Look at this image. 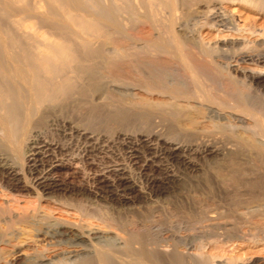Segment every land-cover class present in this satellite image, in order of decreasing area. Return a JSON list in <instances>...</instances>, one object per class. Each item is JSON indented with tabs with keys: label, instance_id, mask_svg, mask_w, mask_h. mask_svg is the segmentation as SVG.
<instances>
[{
	"label": "bare ground",
	"instance_id": "bare-ground-1",
	"mask_svg": "<svg viewBox=\"0 0 264 264\" xmlns=\"http://www.w3.org/2000/svg\"><path fill=\"white\" fill-rule=\"evenodd\" d=\"M220 1L224 0H42L44 11L35 0H0V196L17 199L34 193V201L22 207L15 200H5L8 208L0 207V264H113L112 250L101 243L110 225L86 224L64 197L85 195L117 206L159 197L178 182L172 169L161 168L162 162L196 169V158H216L223 149L228 157L227 174L222 173L235 188L226 190V205L215 209L233 206L237 219L260 215L264 220L262 177L240 158L250 151L261 160L264 111L219 64H248L262 71L264 52L244 48L245 40H254L248 36L255 33V24L241 28L221 10ZM236 1L264 16V0ZM30 17L36 22L25 23L24 18ZM204 29L225 30L229 37L211 44L200 35ZM252 82L264 91V80ZM103 87L130 106L104 104L94 96ZM78 110L86 111L85 121L71 115ZM138 118L148 121L137 123ZM101 119L118 127L97 129L94 124ZM143 123L154 127L142 130ZM162 123L164 131L155 128ZM215 134L232 142L224 146L225 139L219 146ZM115 146L144 175L146 191L126 175L123 163L113 158L101 163ZM72 163L96 171L77 185L55 178ZM243 187L250 189L252 195L246 191L255 202L243 201L246 191L239 192ZM9 207L21 211L4 215ZM215 209L208 211L211 222L227 216ZM54 212L77 219H57ZM259 220L254 222L260 225ZM255 223H247L246 232L256 233ZM227 233L225 241L232 240ZM203 241L189 247L193 263L185 257H177L176 263L223 264L205 254ZM132 243L139 244L133 252L138 258H154L146 250L143 234L130 236L125 249L131 252ZM89 247L94 249L93 258L75 260ZM32 248L35 252L24 256Z\"/></svg>",
	"mask_w": 264,
	"mask_h": 264
},
{
	"label": "rangeland",
	"instance_id": "rangeland-1",
	"mask_svg": "<svg viewBox=\"0 0 264 264\" xmlns=\"http://www.w3.org/2000/svg\"><path fill=\"white\" fill-rule=\"evenodd\" d=\"M35 1L36 2L38 1L37 3L39 6L40 4H42L43 7L42 6L40 7H42V9L45 8L44 11L46 10V5H43L42 0H35ZM218 6L225 13L233 16L235 19V23L238 24L240 27L242 26L241 28H243V26H245L246 23L249 24L250 22V24H252L253 22L256 26V31L254 34H252V36H248V37H251V40L253 39L254 40L249 43H246V40H245L244 45H247V47L245 46L244 48L247 51L252 50L253 52H256L257 50L258 52L259 51L264 52V16L262 18L260 16L258 17V14L255 12V10H253L251 6H249L248 4L244 2H240V1L238 2L236 0L235 1H227V0L220 1L218 3ZM30 19H32V17L28 19L24 18V20L26 21L25 23H28L30 21L31 23H35L37 20L35 17L32 20ZM187 23H188L187 24L188 29H191L190 20H187ZM227 34H229V32L225 30H223L222 32H217L215 30L209 31L207 29H204L202 30L200 35L204 38L205 42H209L213 44L217 42L219 43L220 41H225L227 37H229V35ZM231 38H234V36ZM238 42L242 43L241 41L237 40V43ZM239 45L240 46H237V47L242 48L244 46L243 44H239ZM219 64L223 69H227L228 71H230L233 77L237 80V82L241 86H244V88L247 89L245 90L248 92L249 100L254 102L256 106L258 105L259 107H261L262 112H263L264 111L263 109L264 91L261 87L256 86L255 83L252 82V80L253 79H256L259 81L264 80V70L259 71L257 70V68L255 69V67H251L250 65L248 66V64L237 65L235 63L230 62L228 65H226L223 61H220ZM111 71H114V72L116 71L115 73H113L115 75L116 74L118 75L119 73L117 72L118 70L116 69L115 70L111 69ZM103 88L100 91L101 93L97 92L96 93L97 95L94 94V96L99 97V99L102 100V102H105L104 104H107L109 102L108 104L110 106L111 104H114L113 106H116V105L122 106L120 104L124 100H121V99L119 100L118 98L119 96L117 97L116 94L113 95L111 91H110L111 93H108V91L110 90L108 89V87H103ZM117 100H119V103ZM125 102H123V106L129 107L130 105L128 104V102H126L127 105ZM109 105L108 107L110 108ZM113 106L111 107L113 108ZM78 112H79V115H81L80 117L78 114H76ZM85 112H86L85 110H78L76 113H73V114L71 113V115L76 116V117L74 116L73 117L78 118V119L82 117L85 121L87 118V115H85L87 113ZM262 114L264 115V112ZM80 121H82V119H80ZM110 121L107 122L105 119L104 121L103 119H101V121L96 120V122L93 121L92 123L95 122L94 125L97 129H99L100 127H105V128L118 127L117 124L116 126L114 125L115 123L113 124V121L112 122ZM146 121H148L146 120V118H143V119L138 118L137 123L146 122ZM108 123L110 125H108ZM97 124L99 125L97 126ZM100 124L101 125L104 124L105 126L104 125L100 126ZM143 124H144L143 127L139 126V128H141L142 130L146 128L148 129V128L154 127V126L152 127L151 125L145 127V123ZM146 125H148V123H146ZM156 125L158 126V128ZM156 125H155L156 129H159L162 131L166 129V127L164 126L166 125V123L156 124ZM212 137L214 141L218 143V145L220 144L219 146H223L224 142L228 139L227 137L223 138L221 135L220 137L222 138H219V134L218 136L217 134L212 135ZM216 138L218 140L219 139H224V140L217 141ZM231 142L232 140L229 141L228 139L225 143L227 145H224V146H229V143ZM112 150H111V153H109L111 156L108 154V156L104 157L105 160H103L104 158H102L101 163H103L104 161L103 164H107L106 162L111 163L110 161H113V160L121 164L123 163L122 166L125 169L126 175L133 182H135L136 185L142 190L144 188L145 179H144V175L138 172L139 168L137 166L131 165V163L128 162L127 158H125V154L123 155L124 152L122 148L120 147L118 148L115 146L114 149ZM224 151H227V150L223 149L222 153H220L221 155L220 154L217 155L216 158H214L215 156L208 157V158H199V157L196 158L195 161L198 164L196 169H186L185 170V168L183 167L184 168L183 169L182 166L180 165L178 166L176 164L177 165L176 166L174 163L173 165L170 162H164V163L162 162L161 168L167 171L168 170L170 171L172 169L173 171L171 170V172L178 179L177 183L179 185L177 186V183H176V186L171 188V190L169 189L168 190L169 192H167L166 194H163L159 197H154V198L152 197L149 200L148 199H145V200L138 199L134 203L117 206L110 202H105V201H100V200L97 201V200H92L90 198L88 199L85 195L77 196L73 198L64 197L65 199L64 198L62 199L70 203L74 208L78 210L83 222H85L86 224L97 226L101 223H108L110 225L111 228L110 227L107 228L109 230L104 232L103 237L101 239L102 241L101 243H103L102 245H104V248L107 247V249L110 248L112 250L110 254H111V260L112 262H114L113 264L115 263L116 264L117 263L118 264H177L176 262L179 261L177 257L178 258L185 257L184 258L185 261L189 259L187 261L191 263L192 260L194 259V255L192 254L193 252L190 248L193 242L194 241L196 242L198 240L201 242L205 240L203 241V243L205 244L204 252L206 255L215 256L213 257L215 258L213 260L216 262H222L223 264H239L243 261L244 263L264 264V234H262L264 233L263 224H262L264 220L263 221L259 220L260 215L252 216V218L250 217L244 218L248 221H245L244 219L239 218L240 220H242L241 221L242 224H245V225H242L240 224L241 222L239 223V219H237L238 217L235 215V211L231 209L233 208V206L229 205L231 206L230 208L225 207V209L223 208L215 209L216 207H221V206L226 205L224 200L226 199L227 201L228 199L227 191L229 190L232 191L235 188V187L234 188L230 187L232 186L230 182L224 179L225 178L224 174H227V171H226L227 169L225 168L226 167L225 162L228 157L226 155V152ZM244 153L245 155L243 154L242 157L240 156L241 161H242V158L243 160L245 159L244 161L248 163V165L250 164L251 169H253L254 172L256 171V173L258 174L260 178L262 177L261 180L264 184V181H263L264 180V154L262 155L263 157L260 155L261 160L259 161L257 158L258 155L255 154V152L246 151ZM254 154L256 155V157ZM112 158L113 160H111ZM164 166L166 167L164 168ZM217 166L218 167L220 166V167L218 168ZM95 171L96 169L94 167L90 166V167L82 168L79 163H72L70 164L69 167L61 169L60 174H59L60 176L55 175V178H60L64 182L70 183L71 185H77L82 177H86V176L87 178L92 177ZM219 172L221 173L223 172L224 174L222 173L223 174L222 175ZM256 173H255V176L257 175ZM249 176L253 177V175L251 174H249ZM225 181L229 182L228 186L226 185L227 182L225 183ZM263 187L262 189H264ZM243 188L245 190H242L241 188H240V191L238 190L239 192H241V194L245 193L246 189L247 191L249 189L247 187L246 188L243 187ZM143 190L146 191L145 188ZM247 191L245 193L246 195L242 194L245 200L241 196L243 201L251 200V202H255L254 200L256 199L253 198L252 196H251L252 198L249 196V195H252L251 191H248L250 192L249 195ZM5 200H10L13 202L15 200V203L19 207H22L27 202L29 203V202L34 201V193L32 192L31 193L28 192L27 194L23 193V195L17 199L16 197L15 198L12 197L11 195H8V196L1 195L0 196V205H1L0 207H5L6 205ZM210 209H215V211H219V209L220 211L223 210V212L227 216L222 214L223 219L221 220L218 219L217 220L218 222L212 221L213 222L212 223L207 217V215L209 214L208 211ZM9 210L10 211H8L7 209L8 213L6 212V214L4 215L10 216L11 215L10 213L16 214L17 212L21 211V209H18L17 211L11 208ZM204 212H205V215H204ZM53 217L57 219H65V220H70V221H74L77 219L75 216H72L71 214L70 215H66L62 213L60 214V212H54ZM249 218L252 220V223ZM257 219L259 220V223L261 222L260 225L258 223H255L256 221L258 222ZM243 220H244V223H243ZM245 222L250 223L251 226H253V224L255 223L254 226H256V229L258 227L257 230H259V231L254 230L256 231V233L254 232L253 235H256V236L251 235L252 233L250 234L249 232H246L248 228L246 226L247 223ZM231 226L235 228H233L232 230ZM225 227L226 229H224ZM259 227L261 228L259 229ZM244 228L247 230H245ZM230 231H233L232 233L234 234H232ZM227 232L231 234H228ZM224 233L225 235L226 233L227 235H231L230 238L232 240H229L230 242L225 241ZM134 234L141 236V237L143 234L144 242L147 243L145 244L146 250L148 253H151V255L154 257L153 259L138 258V256H136V254L133 253L138 250L139 248L138 243L131 244V246L129 247V249H131V252L125 249L124 246H125L126 241L128 240L130 236ZM251 237H253V240H251L252 239ZM254 237L255 238L259 237L261 240L254 241L255 239ZM253 241L255 242V244ZM0 247H3V246L1 245ZM34 252H35L34 248L29 249L24 252V256L28 257L30 256L31 253H34ZM94 255H95L94 249L89 247L87 248V250L82 252L78 256V258H75V260L79 258L81 259L83 257L93 258ZM172 256L174 257L176 256V257L173 258ZM190 257L193 259H191ZM231 258H232V262H230ZM173 259L174 260L176 259V261H174ZM233 260L235 263L233 262Z\"/></svg>",
	"mask_w": 264,
	"mask_h": 264
}]
</instances>
